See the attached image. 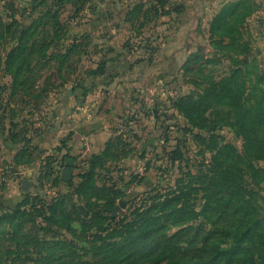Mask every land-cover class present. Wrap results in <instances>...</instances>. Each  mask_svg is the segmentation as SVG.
Here are the masks:
<instances>
[{
    "label": "rangeland",
    "instance_id": "obj_1",
    "mask_svg": "<svg viewBox=\"0 0 264 264\" xmlns=\"http://www.w3.org/2000/svg\"><path fill=\"white\" fill-rule=\"evenodd\" d=\"M156 1L0 0V264H164L154 239L176 232L189 256L205 247L209 194L225 178L264 222V134L228 106L264 92V0L227 38L210 10L174 0L188 11L160 14ZM77 119L103 123L109 144L62 181L54 147L28 141L59 128L63 144ZM252 234L237 264H264V227Z\"/></svg>",
    "mask_w": 264,
    "mask_h": 264
},
{
    "label": "trees",
    "instance_id": "obj_2",
    "mask_svg": "<svg viewBox=\"0 0 264 264\" xmlns=\"http://www.w3.org/2000/svg\"><path fill=\"white\" fill-rule=\"evenodd\" d=\"M251 1L252 0H239L232 4H226L219 9V11L212 18V24L215 25V31L219 34V37H228L227 32H231V24L234 26L239 25V27L242 25L243 22L240 23L239 18L244 14L245 5ZM232 31L233 33H231V35L240 36L239 28L235 27ZM240 70L241 68L237 67L235 72ZM228 84L229 82L224 88H222L220 93L225 92V89L230 91L227 87ZM244 93L241 97L237 95H230L232 101L228 106L231 108L230 110L233 111L229 114H237V118L242 120L244 125L250 123L253 127H259L264 134V92L251 87L249 88V93ZM243 95H247L246 99L243 98ZM203 96L206 97L205 95ZM203 99L204 98L195 103V114L201 112V104L207 102L209 97L206 98V101H203ZM244 100H251V103ZM183 105L188 106L185 104V101L183 102ZM236 105H238V107H236ZM240 108H242L241 111H239ZM108 144L105 148H107ZM253 145L254 143H250L249 147L252 148ZM97 157L98 155L94 154V156L91 157V160ZM92 163L93 161L91 164ZM86 172L81 175L82 183H80L76 189L77 195H81L85 192L84 189L86 184L92 176L90 171ZM222 173L223 175H229L227 168H224ZM240 186L236 182L234 183L232 180H226L225 178L221 179L215 188L213 187L214 189L212 193L209 194V207L213 222L211 224L212 229L207 232H203L205 233L203 236L204 240L201 241L205 242V247L202 250L195 248L196 250L193 249L190 253L191 255L189 256L186 251L180 250L177 243L179 236L182 235L180 232H176L166 239L165 236L154 239L153 244L157 247V250L155 249V254L158 253V248H160L162 258L164 260L166 259L164 264H198L200 260L202 261L200 264H237L238 253H243L245 249L242 242L248 235H253L252 233L259 231L262 226L264 227L263 218L259 216L256 210L252 209L253 214L249 213L248 215L247 208L250 211L251 209L246 203L247 191L245 192ZM244 194L245 196H243ZM134 198L135 197L130 198L124 196L123 200L131 202ZM110 218H112V215ZM195 237L197 238L196 235ZM220 238H231L230 242L232 246L228 250H223L220 245ZM162 240L171 241V243L166 246H161L160 242ZM263 244L264 243H262V245Z\"/></svg>",
    "mask_w": 264,
    "mask_h": 264
},
{
    "label": "crops",
    "instance_id": "obj_3",
    "mask_svg": "<svg viewBox=\"0 0 264 264\" xmlns=\"http://www.w3.org/2000/svg\"><path fill=\"white\" fill-rule=\"evenodd\" d=\"M239 0H189L190 8L189 12L194 13L199 11V8H205L206 10H210V13L216 14L219 11V8L223 7L226 4H232ZM156 7L160 8V14H181L188 9L187 5L183 1H174V0H157ZM146 7V1H138L135 3L128 11V13H134L135 8L137 7ZM196 8V9H194ZM188 11V10H187ZM144 10L142 11V13ZM87 124V123H85ZM69 139L64 142L63 144L58 143L61 131L59 128H53L48 130L43 135L31 136L29 137V146L33 143L37 142L38 140H47L48 143L51 144L52 148L50 151L53 153V160L55 161V167L60 166V170L62 171L63 167L65 166V160L68 157L73 159V177L76 175L81 174L84 171V166H81L82 163H85V155L84 154V144H88L89 151L87 154H98L101 150L105 148L107 143L109 142L110 132L103 123H100L98 128L94 125H82L80 123V119L75 120L71 131L68 132ZM50 149V148H49ZM86 154V155H87ZM80 168V169H79ZM79 169V171H78ZM78 171V172H77ZM61 175V172H60ZM73 179V178H72Z\"/></svg>",
    "mask_w": 264,
    "mask_h": 264
},
{
    "label": "water",
    "instance_id": "obj_4",
    "mask_svg": "<svg viewBox=\"0 0 264 264\" xmlns=\"http://www.w3.org/2000/svg\"><path fill=\"white\" fill-rule=\"evenodd\" d=\"M73 159L71 157L66 158L65 160V166L63 167L62 171H61V175H60V179L62 181H69L72 180L73 178ZM31 183L28 181H24L23 182V186L24 187H30ZM120 205L124 206V202L120 201ZM120 205L116 206L114 211H117L120 209Z\"/></svg>",
    "mask_w": 264,
    "mask_h": 264
},
{
    "label": "built area",
    "instance_id": "obj_5",
    "mask_svg": "<svg viewBox=\"0 0 264 264\" xmlns=\"http://www.w3.org/2000/svg\"><path fill=\"white\" fill-rule=\"evenodd\" d=\"M85 146H84V154L83 155H86L87 154V152L89 151V148H88V144L87 143H85L84 144Z\"/></svg>",
    "mask_w": 264,
    "mask_h": 264
}]
</instances>
